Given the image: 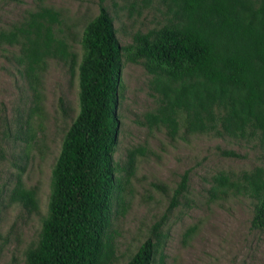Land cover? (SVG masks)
<instances>
[{
    "label": "trees",
    "instance_id": "trees-1",
    "mask_svg": "<svg viewBox=\"0 0 264 264\" xmlns=\"http://www.w3.org/2000/svg\"><path fill=\"white\" fill-rule=\"evenodd\" d=\"M166 7L164 21L137 31L121 44L106 0L90 19L79 54L62 29L61 12L49 5L0 30V46L18 49L17 64L31 91L23 139L33 146L34 117L43 125L44 74L50 59L79 68L80 111L69 127L52 175L47 214L38 240L26 252V264H112L115 241L109 232L114 199L123 201L140 145L128 150L126 175L114 159L120 117L118 107L124 61L142 64L151 75L157 106L144 114L149 128L184 134H212L256 141L264 160V0H144ZM182 136V135H181ZM223 155L241 157L235 150ZM189 190V172L174 189L168 212ZM212 199L246 196L254 202L252 225L264 228V164L212 176ZM10 202L28 212L41 208L39 188L27 186L22 172ZM168 214V213H167ZM152 227L126 264H165L162 227ZM195 227L186 231L190 236ZM164 236V234H163Z\"/></svg>",
    "mask_w": 264,
    "mask_h": 264
},
{
    "label": "rangeland",
    "instance_id": "rangeland-1",
    "mask_svg": "<svg viewBox=\"0 0 264 264\" xmlns=\"http://www.w3.org/2000/svg\"><path fill=\"white\" fill-rule=\"evenodd\" d=\"M106 4L121 44L130 43L137 31L158 26L166 17L165 5L157 1L145 5L144 0H106ZM40 5L61 12L62 29L81 54L83 30L97 15L99 0H0V30L23 20ZM17 51L0 46V264H26V252L38 240L47 214L55 163L80 111L79 68L73 73L69 64L50 59L44 74L46 116L42 126L34 117V143L26 149L23 131L31 91L15 60ZM150 79L142 64L124 61L114 159L126 175L128 150L142 145L145 154L138 155L130 181L123 178L124 200L115 198L112 204L109 232L116 254L112 264H126L165 213V264H264V228L252 225L254 202L233 195L214 200L209 192L214 174L263 165L262 149L256 141L184 133L173 139L165 129L149 128L142 123L144 114L157 106ZM223 150H235L241 157L223 155ZM20 172L27 186L39 188L38 212L10 202ZM185 172H189V190L168 212ZM190 227L195 230L186 236Z\"/></svg>",
    "mask_w": 264,
    "mask_h": 264
}]
</instances>
